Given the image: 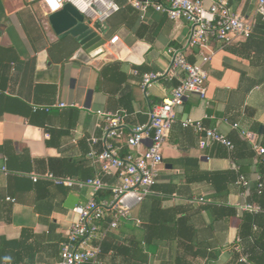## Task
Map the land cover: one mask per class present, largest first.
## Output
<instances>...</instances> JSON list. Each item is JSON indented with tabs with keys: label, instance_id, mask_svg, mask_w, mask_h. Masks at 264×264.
<instances>
[{
	"label": "crops",
	"instance_id": "crops-1",
	"mask_svg": "<svg viewBox=\"0 0 264 264\" xmlns=\"http://www.w3.org/2000/svg\"><path fill=\"white\" fill-rule=\"evenodd\" d=\"M221 1L252 25V33L226 47L210 43L205 98L188 95L175 108L153 194L130 210L140 224L118 221L102 264H230L239 247V208L247 193L236 183L237 171L256 183L262 157L239 145L245 142L240 130L254 133L264 148V20L258 0H201L206 8ZM116 2L118 13L89 26L104 44L87 55L73 38L56 33L41 0H0V169H6L0 171V264H58L76 219L66 201L89 198L88 189L34 183L30 174L115 183L88 157L89 139H100L105 124L97 112L125 110L115 145L122 156L140 155L150 139L131 151L128 132L147 123L151 108L179 83L167 75L165 52L185 46L189 25L153 10L141 18L125 0ZM198 53L185 52L191 63L199 62ZM144 74L162 76L144 90ZM188 119L227 137L236 146L233 155L216 143L202 147L203 134L181 126Z\"/></svg>",
	"mask_w": 264,
	"mask_h": 264
},
{
	"label": "built area",
	"instance_id": "built-area-1",
	"mask_svg": "<svg viewBox=\"0 0 264 264\" xmlns=\"http://www.w3.org/2000/svg\"><path fill=\"white\" fill-rule=\"evenodd\" d=\"M125 1L141 15V18L146 12L153 10L164 14L171 21L183 20L189 25V37L185 46L183 48L169 47L165 52L169 58L167 75L177 77L179 83L162 104L151 108L147 123L135 126L128 132L127 146L131 151L138 148L143 140L150 139L149 146L140 155L129 153L122 156L115 145L125 127L127 112L125 110L114 113L97 112L105 124L100 139L95 137L89 139L92 149L88 157L100 166L105 176L114 177L115 183L109 184L100 178L82 181L52 173L30 174L34 183L44 180L68 189L89 190L88 200L72 210L76 219L70 225L65 242L61 244L58 264H102L100 255L103 241L117 229L118 221L132 220L140 224L133 219L130 210L153 194L159 167L163 163V146L176 122L175 108L180 106L188 95L205 98L207 79L205 65L211 61L214 54L210 43L215 42L226 47L236 39L249 38L253 30L249 22L232 11L223 1L214 3L208 8L202 4L201 0ZM41 3L47 15L59 12L65 4H69L89 21L90 25L104 24L122 9L116 0H41ZM257 14L264 20V0H258ZM190 49L198 50L199 62L191 63L187 60L185 52ZM134 73L137 74V72ZM161 76L144 74L141 79L143 89L146 90L155 84ZM58 107H64V105L61 104ZM34 110L48 112L49 108L35 107ZM180 124L185 129L203 134L202 147L208 143H216L225 147L230 153L233 152L232 141L214 129L204 127L202 122L188 119L181 121ZM232 128L239 129V125L233 124ZM240 134L256 154H264V148L257 142L254 133L240 130ZM98 142L102 145L100 151L93 148ZM0 171L5 172L6 169L1 168ZM236 183L244 189L248 188V180L242 174L238 175ZM260 188H262L261 183L258 184V189ZM103 191H108L111 197L109 200L99 202L96 197ZM239 211L250 214L263 212L260 206L248 203L241 206ZM108 215L111 216L109 222L106 221ZM236 250L239 251L240 248L237 247ZM240 261L246 262V258L241 257Z\"/></svg>",
	"mask_w": 264,
	"mask_h": 264
},
{
	"label": "trees",
	"instance_id": "trees-1",
	"mask_svg": "<svg viewBox=\"0 0 264 264\" xmlns=\"http://www.w3.org/2000/svg\"><path fill=\"white\" fill-rule=\"evenodd\" d=\"M47 113V112H46ZM234 144V143H233ZM249 155L253 154L251 145L245 141L244 143H239ZM238 146V143H237ZM231 152L233 155L235 151ZM259 165V179L256 183H250L248 181V188L244 189L247 193V203L256 204L261 207L263 212L258 214L242 213L240 218V223L238 226V245L240 250H234L231 253V262L230 264H264V154L261 157ZM244 175L238 168V175ZM245 176V175H244ZM246 177V176H245ZM247 179V178H246ZM44 181V180H43ZM48 182V181H46ZM37 183V182H36ZM51 183V182H49ZM261 183L262 188L258 189V184ZM63 187V186H61ZM103 197L102 200L108 199L111 197L108 191H103L100 193ZM106 221H111V216L106 217ZM108 236L103 241L101 247L100 259L106 252V241ZM241 257L246 258V262H241Z\"/></svg>",
	"mask_w": 264,
	"mask_h": 264
},
{
	"label": "water",
	"instance_id": "water-1",
	"mask_svg": "<svg viewBox=\"0 0 264 264\" xmlns=\"http://www.w3.org/2000/svg\"><path fill=\"white\" fill-rule=\"evenodd\" d=\"M49 22L57 34L63 38L68 36L73 38L87 55L98 54L104 44L103 40L89 28L90 22H85L83 16L69 4H65L59 12L51 14ZM259 134L264 135V126H260ZM78 204V199L70 195L65 207L73 210Z\"/></svg>",
	"mask_w": 264,
	"mask_h": 264
}]
</instances>
